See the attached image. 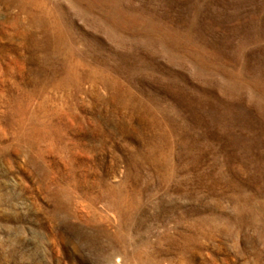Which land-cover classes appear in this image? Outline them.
<instances>
[{"label": "rangeland", "instance_id": "obj_1", "mask_svg": "<svg viewBox=\"0 0 264 264\" xmlns=\"http://www.w3.org/2000/svg\"><path fill=\"white\" fill-rule=\"evenodd\" d=\"M0 149V264H264V0H0Z\"/></svg>", "mask_w": 264, "mask_h": 264}, {"label": "bare ground", "instance_id": "obj_2", "mask_svg": "<svg viewBox=\"0 0 264 264\" xmlns=\"http://www.w3.org/2000/svg\"><path fill=\"white\" fill-rule=\"evenodd\" d=\"M15 100V99H14ZM11 101H13V100H11ZM10 101V102H11ZM13 102H15V101H13ZM4 103V102H3ZM12 103V102H11ZM12 105V104H11ZM16 105V104H15ZM21 105V104H20ZM13 106H14V104H13ZM9 108H11V107H9ZM11 110V109H10ZM9 110V111H10ZM11 113V112H10ZM6 114V113H5ZM18 112L15 114L17 117L16 118H12V119H8V116L6 117V118H4V121H7V128L8 129H10V130H13L14 131V135H15V143H16V151L18 152V153H22L21 151H20V149H22V147L23 146H25L26 147V145L27 146H30L31 147V149H33V147H32V143L35 141L32 137H30L29 136V140H28V142L26 143L25 142V139H24V136L25 135H23L22 134V132L21 131H23V126H22V124H21V122H20V119H19V117H18ZM2 116H3V114H2ZM26 137V136H25ZM13 147H15V146H13ZM29 147V148H30ZM7 149V148H6ZM30 149V150H31ZM7 151H8V149H7ZM13 151H14V149H13ZM5 153H6V151L4 150V151H2L1 149H0V154L4 157L5 156ZM7 156H9V155H7Z\"/></svg>", "mask_w": 264, "mask_h": 264}]
</instances>
